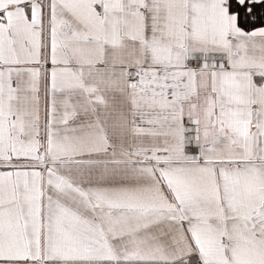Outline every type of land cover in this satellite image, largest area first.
Masks as SVG:
<instances>
[{
    "label": "crops",
    "instance_id": "crops-1",
    "mask_svg": "<svg viewBox=\"0 0 264 264\" xmlns=\"http://www.w3.org/2000/svg\"><path fill=\"white\" fill-rule=\"evenodd\" d=\"M0 264H264V0H0Z\"/></svg>",
    "mask_w": 264,
    "mask_h": 264
},
{
    "label": "built area",
    "instance_id": "built-area-1",
    "mask_svg": "<svg viewBox=\"0 0 264 264\" xmlns=\"http://www.w3.org/2000/svg\"><path fill=\"white\" fill-rule=\"evenodd\" d=\"M137 80H136V78L134 77V76H129L128 77V82L130 83V84H133V83H135Z\"/></svg>",
    "mask_w": 264,
    "mask_h": 264
}]
</instances>
